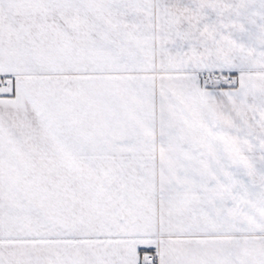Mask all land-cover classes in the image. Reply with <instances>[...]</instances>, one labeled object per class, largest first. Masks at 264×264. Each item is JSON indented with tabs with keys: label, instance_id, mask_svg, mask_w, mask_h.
<instances>
[{
	"label": "snow or ice",
	"instance_id": "snow-or-ice-1",
	"mask_svg": "<svg viewBox=\"0 0 264 264\" xmlns=\"http://www.w3.org/2000/svg\"><path fill=\"white\" fill-rule=\"evenodd\" d=\"M0 264H264V0H0Z\"/></svg>",
	"mask_w": 264,
	"mask_h": 264
}]
</instances>
